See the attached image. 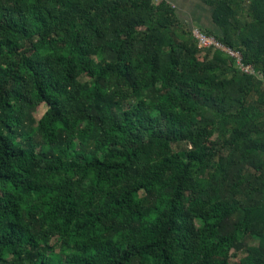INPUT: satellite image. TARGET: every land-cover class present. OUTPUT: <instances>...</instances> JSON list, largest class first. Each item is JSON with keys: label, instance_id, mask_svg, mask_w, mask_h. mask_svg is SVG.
Wrapping results in <instances>:
<instances>
[{"label": "trees", "instance_id": "16d2710c", "mask_svg": "<svg viewBox=\"0 0 264 264\" xmlns=\"http://www.w3.org/2000/svg\"><path fill=\"white\" fill-rule=\"evenodd\" d=\"M205 2L264 71V0ZM0 264H264V80L168 0H0Z\"/></svg>", "mask_w": 264, "mask_h": 264}, {"label": "crops", "instance_id": "0c3cea01", "mask_svg": "<svg viewBox=\"0 0 264 264\" xmlns=\"http://www.w3.org/2000/svg\"><path fill=\"white\" fill-rule=\"evenodd\" d=\"M160 1V0H159ZM174 5L180 22L191 31L201 27L218 36H224L223 29L216 23L215 8L205 0H168Z\"/></svg>", "mask_w": 264, "mask_h": 264}, {"label": "built area", "instance_id": "2783aa9c", "mask_svg": "<svg viewBox=\"0 0 264 264\" xmlns=\"http://www.w3.org/2000/svg\"><path fill=\"white\" fill-rule=\"evenodd\" d=\"M192 34L197 41L198 47L203 52L210 49L214 51H222L235 60L237 67L242 73L264 80L263 69L259 68L254 63L247 62L244 53L240 49L230 45L222 38H219L217 35L212 34L201 27H194L192 29Z\"/></svg>", "mask_w": 264, "mask_h": 264}, {"label": "rangeland", "instance_id": "374dc122", "mask_svg": "<svg viewBox=\"0 0 264 264\" xmlns=\"http://www.w3.org/2000/svg\"><path fill=\"white\" fill-rule=\"evenodd\" d=\"M206 51H208V50H206ZM46 110H47V106L46 105H42V106L38 107V109H37V111L35 113V118L37 120H39L43 116V114L46 112Z\"/></svg>", "mask_w": 264, "mask_h": 264}]
</instances>
